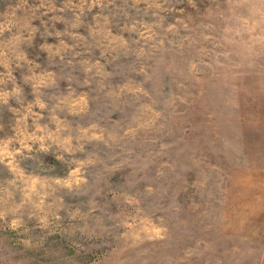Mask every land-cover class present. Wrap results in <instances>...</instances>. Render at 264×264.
<instances>
[{"label":"rangeland","instance_id":"rangeland-1","mask_svg":"<svg viewBox=\"0 0 264 264\" xmlns=\"http://www.w3.org/2000/svg\"><path fill=\"white\" fill-rule=\"evenodd\" d=\"M263 260L264 0H0V264Z\"/></svg>","mask_w":264,"mask_h":264},{"label":"crops","instance_id":"crops-1","mask_svg":"<svg viewBox=\"0 0 264 264\" xmlns=\"http://www.w3.org/2000/svg\"><path fill=\"white\" fill-rule=\"evenodd\" d=\"M263 262H264V260H263ZM263 262H262V264H264Z\"/></svg>","mask_w":264,"mask_h":264}]
</instances>
